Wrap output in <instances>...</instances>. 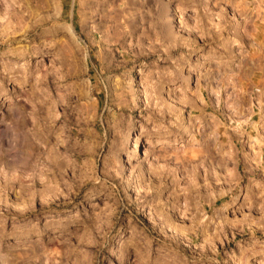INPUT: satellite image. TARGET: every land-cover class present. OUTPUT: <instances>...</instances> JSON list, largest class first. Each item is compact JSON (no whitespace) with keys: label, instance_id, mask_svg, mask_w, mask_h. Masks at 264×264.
<instances>
[{"label":"rangeland","instance_id":"1","mask_svg":"<svg viewBox=\"0 0 264 264\" xmlns=\"http://www.w3.org/2000/svg\"><path fill=\"white\" fill-rule=\"evenodd\" d=\"M263 13L0 0V264H264Z\"/></svg>","mask_w":264,"mask_h":264},{"label":"bare ground","instance_id":"2","mask_svg":"<svg viewBox=\"0 0 264 264\" xmlns=\"http://www.w3.org/2000/svg\"><path fill=\"white\" fill-rule=\"evenodd\" d=\"M263 15H264V13H263ZM2 59V58H1ZM249 109H250V118H253L254 117V114H253V112H254V105H249ZM260 107V106H259ZM257 115V114H256ZM255 126L257 125V123L255 124V123H253ZM258 127V126H257ZM252 129V128H251ZM249 132V134H248V136H251V130H249L248 131ZM260 135V134H259ZM240 136V135H239ZM259 137V136H258ZM260 141L262 142V146L264 147V140L263 139H260ZM204 142V141H203ZM184 158L185 157H183L182 159L184 160ZM189 159H190V157H189ZM193 159V158H192ZM187 160H188V157H187ZM258 166V165H257ZM197 190V189H196Z\"/></svg>","mask_w":264,"mask_h":264}]
</instances>
